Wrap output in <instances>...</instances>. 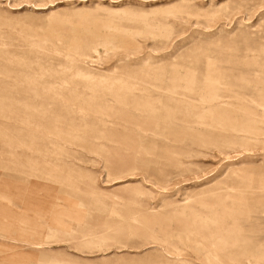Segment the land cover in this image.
<instances>
[{
	"label": "rangeland",
	"instance_id": "374dc122",
	"mask_svg": "<svg viewBox=\"0 0 264 264\" xmlns=\"http://www.w3.org/2000/svg\"><path fill=\"white\" fill-rule=\"evenodd\" d=\"M0 264H264V0H0Z\"/></svg>",
	"mask_w": 264,
	"mask_h": 264
}]
</instances>
